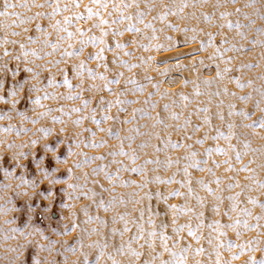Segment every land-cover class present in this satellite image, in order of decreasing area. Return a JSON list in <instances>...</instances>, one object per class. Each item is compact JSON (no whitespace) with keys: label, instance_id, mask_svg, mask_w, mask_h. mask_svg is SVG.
<instances>
[{"label":"rangeland","instance_id":"1","mask_svg":"<svg viewBox=\"0 0 264 264\" xmlns=\"http://www.w3.org/2000/svg\"><path fill=\"white\" fill-rule=\"evenodd\" d=\"M172 1L103 0L102 8L92 0H7L18 15L0 16V264H116L96 235L114 224L128 238L131 212L137 264H264V183L244 216L231 206L264 160V0H227L238 18L229 28L245 41L224 71L236 100L217 103L233 112L213 133L228 150L225 142L208 149L200 121L188 123L183 105L204 111L201 91L178 82L169 97L165 88L171 69L175 81L185 70L170 65L183 58L174 44L180 28L201 43L205 60L235 38L215 25L216 0L182 3L199 7L194 18L209 24L199 34L189 8ZM88 8L99 15L89 18Z\"/></svg>","mask_w":264,"mask_h":264},{"label":"bare ground","instance_id":"2","mask_svg":"<svg viewBox=\"0 0 264 264\" xmlns=\"http://www.w3.org/2000/svg\"><path fill=\"white\" fill-rule=\"evenodd\" d=\"M189 1V0H188ZM243 2H245V0H242ZM184 2V0H175V1H172L173 5L176 7V10H178L182 3ZM187 2V1H186ZM214 3V2H213ZM212 3V4H213ZM246 4V3H245ZM185 6V7H183ZM231 5H228L227 3V0H216L215 2V8L213 10V19L215 20V25L218 26V28L220 29V34L223 33V35L226 36V39H228L227 36H229L230 38L231 37H234L235 39H232L233 42H231L232 44L234 43V46L232 48H230L227 44V47L229 49H226V47H221L222 44H221V48H215V47H212L210 48L209 44L207 43L208 45V48H210V54H207L209 56V58L207 60L204 59V57L202 56V51H201V43L194 41V40H190V36L193 34V31L192 29L191 32L192 34H190V38L187 39V35L188 34L186 32L183 33L185 31H181L182 33H180L179 31L182 30L180 28V30L177 32V35H176V38H175V43L178 47V53L182 55L183 58H176V60H171L172 62L170 63V65L173 66V70L174 68H177V67H180L181 69H185L184 71H182V73L179 75V79L177 81H175L173 78H171V70L170 72L167 74V85H166V88H165V94L167 96L169 95H173V93L176 91L177 89V86H178V82L180 83H183V82H187L186 84L181 85L183 87H185V85H189L190 89L191 88H194V93L201 91L203 93V99H201L202 103L205 104V110L204 111H200L199 110H196L193 111L189 108L187 109V105L184 104L183 105V110H187L189 112V116H188V123H191L192 120L196 119V120H199L200 123H201V130H200V135L201 136H204V138L207 137V148L208 149H212V150H216L220 147V145L223 147L224 142L227 144L226 148L228 147V143H229V149H230V142H226V141H223L222 139V136L223 134H213L215 132V129H216V120L217 119H221V126H224L225 124L226 125H229L231 123V120H232V116H233V112L232 111H228V109L226 110L228 106L226 107H223V105H220V106H217V103L218 101H225L226 103H230L231 104V101H233L235 98L231 97L228 93V90H227V87H228V80H227V76H225V72H227V65H230L232 62H235L236 61V57H238L240 54H242L243 52L239 49H243L242 47V44L244 43L245 45V41H241L240 38H236L237 37V34L236 37L233 35V31L231 32V29L229 27H231V23L237 21V17L233 15L232 13V8H230ZM179 7V8H178ZM178 8V9H177ZM184 8L188 9V11H190V13L192 12L191 16L189 15V20L190 22L195 20L196 21V18H194V16L196 15V9H198L197 7L194 8V6L191 4V5H188L187 4L185 5V3L182 5V9L185 10ZM181 9V10H182ZM237 9V8H236ZM179 10V11H181ZM200 11V10H199ZM186 12V11H185ZM203 12V10H202ZM144 13V11H143ZM198 13V11H197ZM204 13V12H203ZM202 13V14H203ZM206 14V13H205ZM238 14V13H237ZM188 15V12L185 13L184 16ZM201 15V14H200ZM183 17V16H182ZM187 18L188 20V17L186 16L185 19ZM193 18V20H191ZM203 18V17H202ZM206 18V16H205ZM205 20V19H204ZM213 20V21H214ZM199 21V20H198ZM198 27L196 28V32L199 34L200 33V30H202L204 28V23L200 22L202 21L200 19V21L198 22ZM207 20H205V23H206ZM212 21V20H211ZM210 21V22H211ZM196 22L193 23L192 27L194 26V24H196ZM212 23V22H211ZM237 23V22H236ZM207 24L206 23V28L208 29L209 26L207 27ZM241 24H244V22H241ZM171 25V24H170ZM209 25V24H208ZM202 26V27H201ZM213 26V25H212ZM166 27V26H165ZM191 27V26H190ZM191 27V28H192ZM196 27V26H195ZM216 27V26H215ZM186 28V27H185ZM205 28V29H206ZM211 28L213 27H210V32L212 31ZM217 28V29H218ZM263 28H264V19H263ZM189 29V28H188ZM206 29V30H207ZM161 30V29H160ZM189 30V31H190ZM194 32H195V28H193ZM204 30V29H203ZM205 30V32H207ZM209 30V29H208ZM216 31V29H215ZM238 31V30H237ZM158 32V31H157ZM204 32V31H203ZM209 32V33H210ZM202 33V31H201ZM208 33V34H209ZM216 33V32H215ZM218 33V32H217ZM232 33V34H231ZM164 34V33H163ZM197 34V35H198ZM206 35L205 36H208L207 33H205ZM240 34V33H239ZM264 34V33H263ZM196 35V36H197ZM213 35V34H212ZM242 35H243V32H242ZM195 36V34L193 35ZM200 36V35H199ZM204 36V37H205ZM211 36V35H210ZM186 37V39H185ZM197 38V37H196ZM203 38V37H202ZM207 38V37H206ZM205 38V39H206ZM210 38V37H208ZM216 38V37H215ZM225 38V37H224ZM263 38V41H264V36L262 37ZM204 39V40H205ZM243 39V38H241ZM159 40V39H158ZM170 40V39H169ZM231 40V39H230ZM201 41V40H200ZM229 41V39H228ZM227 40H225V43L228 42ZM204 42V41H203ZM214 42V41H213ZM222 42V41H221ZM230 42V41H229ZM159 43V42H158ZM230 43V44H231ZM264 43V42H263ZM215 45V44H214ZM206 45L204 44V46L202 47H205ZM212 46V45H211ZM147 47V46H146ZM242 47V48H241ZM166 49V47H165ZM206 49V47H205ZM157 50V49H156ZM155 50V51H156ZM230 50V52H229ZM262 50V54H263V62H262V66L264 67V46H263V49ZM149 51V50H148ZM154 51V53H155ZM242 52V53H240ZM208 53V52H207ZM244 54V53H243ZM256 55V54H255ZM258 56V55H257ZM256 56V57H257ZM255 58V57H254ZM258 58V57H257ZM261 58V57H260ZM239 61H240V58H239ZM259 61V60H258ZM241 63V62H240ZM171 66V68H172ZM244 66H246L244 64ZM240 67V65H239ZM237 68V69H240V68ZM262 67V69H264ZM190 70V72H189ZM240 71V70H239ZM264 71V70H263ZM227 74V73H226ZM157 75V74H156ZM264 77V76H263ZM180 85V84H179ZM264 85V83H263ZM182 90V89H180ZM263 90H264V87H263ZM180 92V91H179ZM200 92V93H201ZM176 93V92H175ZM165 95V96H166ZM186 95V94H185ZM182 96V95H181ZM239 96V95H238ZM243 96V95H242ZM170 97V96H169ZM168 97V99H169ZM179 97V96H178ZM176 97V100L177 98ZM183 97V96H182ZM196 97V96H195ZM201 97V96H200ZM180 98V97H179ZM264 99V98H263ZM179 100V99H178ZM236 100V99H235ZM180 101V100H179ZM238 102V101H236ZM177 103V102H175ZM200 103V102H199ZM240 103V102H239ZM180 104V103H179ZM264 104V101L263 103ZM193 106V105H192ZM194 107V106H193ZM263 107V106H262ZM178 108V107H177ZM264 109V108H263ZM175 110V109H174ZM186 112V111H185ZM184 113V111H183ZM171 114V113H170ZM180 115V114H179ZM165 118H167L165 116ZM171 118V117H170ZM174 118V117H173ZM172 118V120H173ZM175 119V118H174ZM171 120V122H172ZM174 121V120H173ZM176 121V120H175ZM185 124V123H184ZM172 126V125H171ZM158 131V130H157ZM158 134V133H157ZM227 135V134H226ZM119 137V136H118ZM106 138V137H105ZM213 138V139H212ZM226 138V137H225ZM199 142V141H197ZM201 143V142H200ZM120 144V143H119ZM124 144V143H123ZM122 145V144H121ZM190 145V144H189ZM239 145L241 147V143L239 142ZM109 146V145H108ZM107 146V147H108ZM116 146V145H115ZM224 146V147H225ZM243 146V145H242ZM154 148V147H153ZM227 148V150H228ZM108 149V148H107ZM156 149V147H155ZM178 149V147H177ZM204 149V148H203ZM235 149L233 146H232V150ZM161 151V149H160ZM158 152V151H157ZM191 152V151H190ZM234 152V151H233ZM244 152V151H243ZM242 152V153H243ZM249 152V151H248ZM162 153V152H161ZM231 153V151H230ZM229 153V154H230ZM250 156V155H248ZM228 157V156H227ZM246 158V157H245ZM259 158V157H258ZM262 159V158H261ZM99 160V159H98ZM105 160V159H104ZM263 160V159H262ZM261 160V161H262ZM115 161H113L114 163ZM117 162V161H116ZM251 162V161H250ZM253 162V161H252ZM223 163V162H221ZM131 164H132V161H131ZM257 164V163H256ZM263 164V166H261ZM261 165H257V166H260L259 168L262 170H260V173L262 174H257L254 176V178L252 179H249L247 181H243L241 183V185L237 188V192L234 193L235 196H233V200L231 201H234L232 203V208L236 211V214H240V215H245L246 212L248 210H250L252 207H253V204L255 205L256 203V199L257 197L260 195V192H261V183H264V174L262 173L263 170H264V160H263V163ZM102 165V164H101ZM130 165V163H129ZM134 165V164H133ZM254 165V164H253ZM216 167V166H215ZM109 168V167H108ZM128 168V167H127ZM253 168V167H252ZM258 168V167H257ZM129 169V168H128ZM130 171V170H128ZM242 171V170H241ZM117 172V171H116ZM125 172V170H124ZM85 174V173H84ZM213 174V172H212ZM111 175V174H110ZM87 176V175H86ZM85 176V177H86ZM250 176V175H249ZM152 177V176H151ZM158 178V176H157ZM172 178V177H171ZM219 179V178H218ZM263 179V180H262ZM124 181V179H123ZM153 181V180H152ZM167 181V180H166ZM214 181V180H213ZM135 182V180H134ZM161 182V180H160ZM186 182V185H185V195H184V199L186 200V203L190 204L191 202V190H192V182L190 180V178L188 177L187 180L185 181ZM216 182V181H215ZM128 183V182H127ZM168 184V183H167ZM201 184V183H200ZM120 185V183H119ZM124 185V184H123ZM131 185V183H130ZM152 185V184H151ZM161 185V184H160ZM214 185V184H213ZM221 185V184H220ZM219 185V186H220ZM127 186V184H126ZM235 186V185H234ZM150 187V186H149ZM152 187V186H151ZM150 187V188H151ZM154 187V186H153ZM200 187V186H199ZM120 188V187H119ZM214 188V187H213ZM230 188V187H229ZM110 189V188H109ZM160 189V188H159ZM230 190V189H229ZM126 192H124V196H125V200H127L129 202V209L131 208L132 209V203L131 202H134V190L132 189H128V190H125ZM147 191V190H146ZM153 191V190H152ZM219 191H221V187L219 189ZM116 192V191H115ZM158 192V191H157ZM263 193V192H262ZM147 194H149L147 192ZM119 195L121 196V194L119 193ZM146 195V194H145ZM158 195V194H157ZM232 195V194H231ZM262 195V194H261ZM120 196L118 198H120ZM151 196V195H150ZM155 196V195H154ZM159 196V195H158ZM213 196V195H212ZM149 197V196H148ZM146 197V198H148ZM121 198H123L121 196ZM153 198V197H152ZM151 198V199H152ZM231 197H229L228 199H230ZM144 199V198H143ZM150 199V198H149ZM154 199V198H153ZM216 199V198H215ZM219 199V198H218ZM158 200V199H157ZM145 201V199L143 200ZM152 201V200H150ZM115 202V201H114ZM146 202V201H145ZM109 203V202H108ZM147 203H148V200H147ZM151 203V202H150ZM148 203L149 205H147V211H150V209H152V205ZM213 203V202H212ZM220 203V202H219ZM221 204V203H220ZM160 205V204H159ZM198 205V204H197ZM214 205V204H212ZM245 205V206H244ZM134 206V205H133ZM158 207V204L156 205ZM230 206V204H229ZM121 207V206H120ZM140 207V206H139ZM170 207V206H169ZM217 207V206H215ZM162 208V206H161ZM214 207L212 206V209ZM231 208V207H230ZM137 209V208H136ZM163 209V208H162ZM165 209H167L165 207ZM199 209V208H198ZM135 210V209H134ZM138 210V209H137ZM164 210V209H163ZM169 210V209H168ZM152 211V210H151ZM150 211V212H151ZM189 211V210H188ZM140 212V210H139ZM144 211H142L141 214H143ZM149 212V213H150ZM169 213L171 212L170 210L168 211ZM207 212L209 214V216H211V203L208 205V208H207ZM232 212V210H231ZM240 212V213H239ZM148 215L149 213L146 212ZM157 213V212H156ZM248 213V212H247ZM151 214H155V213H151ZM131 228H127L129 229L128 230V238L125 236V234L123 233V235L120 233L121 231L120 230H126V226H124L122 223V228H119V227H114V224H113V227H111L108 231H105V232H99L97 233L96 237L99 239L101 238L102 240L104 241H107L108 242V249H109V252L113 254V256L115 257V262L116 264H137L136 262V251H135V243H134V238L136 239L135 235H136V230L138 228V224H137V221H138V218L136 216V212H131ZM150 216V215H149ZM148 216V217H149ZM155 216V215H154ZM170 216V214H169ZM143 218V215L141 216ZM121 218V217H120ZM243 218V217H242ZM97 219V218H96ZM141 219V218H140ZM122 220V219H121ZM147 220V219H146ZM153 220V219H152ZM142 221V219L140 220ZM127 222V221H126ZM153 222V221H152ZM215 222V221H214ZM139 223V222H138ZM153 224V223H152ZM139 225L143 226V228H146V224L145 222H140ZM154 225V224H153ZM153 228V227H152ZM209 228V226H208ZM98 229V228H97ZM193 230V229H192ZM195 230V229H194ZM210 230V229H208ZM207 230V231H208ZM93 231V230H92ZM103 231V230H102ZM98 232V231H97ZM155 232V231H154ZM194 233V232H193ZM139 235V234H138ZM201 235V234H200ZM192 236V235H191ZM198 236V235H197ZM164 237V236H163ZM190 237V236H189ZM148 238H151L150 236ZM199 239V237H198ZM165 240V239H164ZM100 241V240H99ZM136 241V240H135ZM155 239H153L151 241V247H153L152 249H155L154 248V245L156 243ZM166 241V240H165ZM146 243V242H145ZM159 243V242H158ZM157 243V244H158ZM161 245V244H160ZM173 245V244H172ZM137 246V245H136ZM164 246V244L162 245ZM156 247V245H155ZM161 247V246H160ZM163 247H161V250L163 251L164 249H162ZM210 249V248H209ZM172 253V252H171ZM160 254V253H159ZM215 255V254H214ZM154 256V255H153ZM114 259V258H113ZM155 260V259H154ZM162 261V260H161ZM109 263V262H108Z\"/></svg>","mask_w":264,"mask_h":264},{"label":"snow or ice","instance_id":"3","mask_svg":"<svg viewBox=\"0 0 264 264\" xmlns=\"http://www.w3.org/2000/svg\"><path fill=\"white\" fill-rule=\"evenodd\" d=\"M92 2L95 3V4H99L100 7H102V8H106V7H107V3L103 2V0H92ZM19 6H21V7H26L27 5H26V4H21V5H19ZM50 6H51V5H50ZM4 7H5V11L0 12V16H6V15H18L17 13H9V12L7 11V8H9V7H11V8H15V7H17L16 4H8V3H7V0H5V5H4ZM57 9H58V5H57L56 8L53 9V12L55 13V12L57 11ZM88 13H89V18H91L92 15H99V13H93V11H92L91 8H88ZM67 22H68V18H66V23H67ZM100 23H101V24H104V23H106V21H104L103 19H101ZM97 27H99V25H97ZM68 35L71 36L72 34L69 33ZM81 43H84V42L82 41ZM81 50H82V49H81ZM69 55H70V53H69ZM97 55L99 56V54H97ZM100 58H102V57H100ZM152 235H155V233H152ZM137 255H138V254H137Z\"/></svg>","mask_w":264,"mask_h":264}]
</instances>
